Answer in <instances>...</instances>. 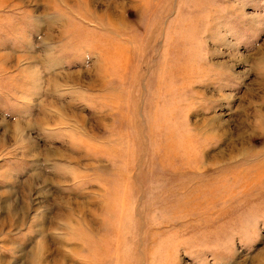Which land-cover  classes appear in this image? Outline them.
Segmentation results:
<instances>
[{"label":"rangeland","instance_id":"374dc122","mask_svg":"<svg viewBox=\"0 0 264 264\" xmlns=\"http://www.w3.org/2000/svg\"><path fill=\"white\" fill-rule=\"evenodd\" d=\"M0 264H264V0H0Z\"/></svg>","mask_w":264,"mask_h":264}]
</instances>
